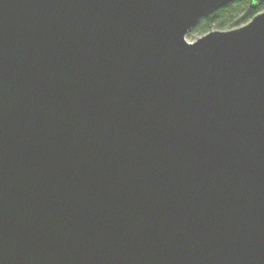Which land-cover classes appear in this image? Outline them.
Segmentation results:
<instances>
[{
  "label": "water",
  "instance_id": "water-1",
  "mask_svg": "<svg viewBox=\"0 0 264 264\" xmlns=\"http://www.w3.org/2000/svg\"><path fill=\"white\" fill-rule=\"evenodd\" d=\"M232 1L0 0V264H264V12L186 40Z\"/></svg>",
  "mask_w": 264,
  "mask_h": 264
},
{
  "label": "trees",
  "instance_id": "trees-1",
  "mask_svg": "<svg viewBox=\"0 0 264 264\" xmlns=\"http://www.w3.org/2000/svg\"><path fill=\"white\" fill-rule=\"evenodd\" d=\"M264 12V2L234 0L202 18L187 34L189 40L202 37L215 30H234L248 24Z\"/></svg>",
  "mask_w": 264,
  "mask_h": 264
},
{
  "label": "rangeland",
  "instance_id": "rangeland-1",
  "mask_svg": "<svg viewBox=\"0 0 264 264\" xmlns=\"http://www.w3.org/2000/svg\"><path fill=\"white\" fill-rule=\"evenodd\" d=\"M262 13V12H261ZM260 14V13H259ZM215 31H221V30H215ZM227 31H229V30H227ZM198 38H200V37H196L193 41H195L196 39H198ZM190 42L192 41V40H189ZM192 41V42H193Z\"/></svg>",
  "mask_w": 264,
  "mask_h": 264
},
{
  "label": "bare ground",
  "instance_id": "bare-ground-1",
  "mask_svg": "<svg viewBox=\"0 0 264 264\" xmlns=\"http://www.w3.org/2000/svg\"><path fill=\"white\" fill-rule=\"evenodd\" d=\"M254 1H255V0H254ZM249 23H250V22H249ZM189 31H190V30H189ZM187 34H188V33H187ZM186 40H187L188 42H190L189 39L187 38V35H186ZM191 43H192V41H191Z\"/></svg>",
  "mask_w": 264,
  "mask_h": 264
}]
</instances>
